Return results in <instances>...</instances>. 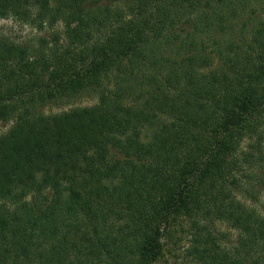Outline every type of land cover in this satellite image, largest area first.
<instances>
[{
	"label": "trees",
	"instance_id": "1",
	"mask_svg": "<svg viewBox=\"0 0 264 264\" xmlns=\"http://www.w3.org/2000/svg\"><path fill=\"white\" fill-rule=\"evenodd\" d=\"M9 17L50 33H0V264H156L179 226L183 264H264V0H0Z\"/></svg>",
	"mask_w": 264,
	"mask_h": 264
},
{
	"label": "rangeland",
	"instance_id": "2",
	"mask_svg": "<svg viewBox=\"0 0 264 264\" xmlns=\"http://www.w3.org/2000/svg\"><path fill=\"white\" fill-rule=\"evenodd\" d=\"M59 27H56V30H60ZM0 33L20 43H36L39 37L43 35L48 37L50 32L37 30L27 23L9 17L0 19ZM97 100L98 96L95 92L83 90L76 95L38 105L36 110L42 114H53L76 106H92L97 103ZM12 123L13 120L11 118L0 120V134L7 131ZM252 206L264 214V189L256 196V201L252 202ZM220 229L224 232L233 233L225 225H221ZM187 239L182 227L179 226L176 230H173L169 237L164 238L163 254L156 264H183L184 255L188 247Z\"/></svg>",
	"mask_w": 264,
	"mask_h": 264
}]
</instances>
